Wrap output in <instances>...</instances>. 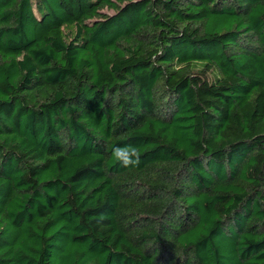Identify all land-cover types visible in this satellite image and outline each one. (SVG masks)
Instances as JSON below:
<instances>
[{
    "label": "trees",
    "instance_id": "1",
    "mask_svg": "<svg viewBox=\"0 0 264 264\" xmlns=\"http://www.w3.org/2000/svg\"><path fill=\"white\" fill-rule=\"evenodd\" d=\"M0 264H264V0H0Z\"/></svg>",
    "mask_w": 264,
    "mask_h": 264
},
{
    "label": "clouds",
    "instance_id": "2",
    "mask_svg": "<svg viewBox=\"0 0 264 264\" xmlns=\"http://www.w3.org/2000/svg\"><path fill=\"white\" fill-rule=\"evenodd\" d=\"M111 157L121 167H138L141 164V154L133 145L116 146L113 148Z\"/></svg>",
    "mask_w": 264,
    "mask_h": 264
}]
</instances>
